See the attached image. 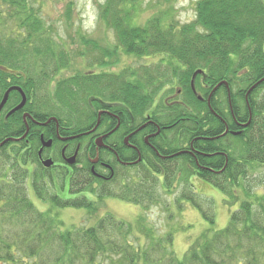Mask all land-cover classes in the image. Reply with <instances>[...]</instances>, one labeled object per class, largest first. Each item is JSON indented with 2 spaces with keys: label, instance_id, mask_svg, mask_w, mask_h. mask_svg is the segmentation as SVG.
Masks as SVG:
<instances>
[{
  "label": "trees",
  "instance_id": "trees-1",
  "mask_svg": "<svg viewBox=\"0 0 264 264\" xmlns=\"http://www.w3.org/2000/svg\"><path fill=\"white\" fill-rule=\"evenodd\" d=\"M37 1L0 0V66L15 71L12 80L27 84L28 93L42 99L38 113L58 116L62 136L81 135L74 148L90 139L82 136L85 132L98 126L96 130L106 133L117 126L107 115L96 125L102 109L114 113L127 108L136 127L153 122L147 126L150 133L167 125L171 131L151 140L155 150L141 142L146 162L136 172L140 182L133 188L123 184L127 168H120L109 182L84 171L70 181L67 175L54 180L46 169L31 175L18 162L11 167L21 169L17 178L6 180L0 172V261L264 264V202L250 177L264 167V82L259 83L264 79V0H199L196 21L180 29L167 23L168 12L142 26L133 18L137 0H106L100 17L115 31L125 56L158 58V63L137 73L88 72L55 84V76L70 66V54L45 28ZM80 41L87 47L81 55L93 58L89 66L117 62L116 48L104 50L83 37ZM39 60L51 69L36 76ZM223 82L228 86L216 89ZM239 124H247L240 135L226 134L227 127L238 132ZM54 126L45 140H57ZM38 147L32 148L35 155ZM81 162L91 165L86 157ZM193 177L219 190L226 205L239 204L225 229L215 231L214 216L197 203ZM143 188L151 189L148 198L156 202L155 194L164 189L180 210L191 204L210 222L212 228L189 245L183 258L173 247L175 231L158 236L142 216L128 223L108 213L93 225L72 228L62 221V210L82 209L91 217L108 198L145 207L137 193ZM30 192L47 210L39 211Z\"/></svg>",
  "mask_w": 264,
  "mask_h": 264
},
{
  "label": "rangeland",
  "instance_id": "rangeland-1",
  "mask_svg": "<svg viewBox=\"0 0 264 264\" xmlns=\"http://www.w3.org/2000/svg\"><path fill=\"white\" fill-rule=\"evenodd\" d=\"M198 1L137 0L136 16L133 18L137 24L143 26L153 16H160L168 12L167 23H173L180 29L182 25L192 24L196 21ZM105 2L106 0H38L36 2L37 7L41 10L45 28L52 33L55 42L70 54V66L55 76V80L53 79L54 84L62 79L88 72L120 74L123 70L130 69L137 73L143 66L148 67L158 63V58L136 59V57L125 56L116 39L115 31L100 17V8L103 7ZM81 37L95 41L104 50L114 51L116 48L117 62L112 65L89 66L93 58L81 55L86 53L87 50V47L80 41ZM40 63H43V61L39 60L38 64ZM50 69V65L42 64L41 66L40 64L34 75L43 74V72H48ZM6 171L3 167L0 169L2 177H5L6 180L10 177L17 178V174L22 173L20 168ZM136 172L138 171H128L129 177L123 180L126 189L133 188L140 182V179L135 175ZM31 175L34 174L31 173ZM250 177L251 180H254V192L264 202V167L253 171ZM193 184L196 193L199 195L197 203L215 218L214 230L225 229L230 222L232 213L239 208V204L236 206L226 205L223 194L203 180L198 181L195 178ZM175 192L177 196L180 195V185H177ZM137 193H139L138 196H141L145 207L116 198H108L102 205L98 206L97 211L91 217H89L87 211L82 209H64L61 211L62 221L65 222L66 228H72L93 225L97 219H103L108 213L114 215L117 220L128 223H135L138 216H142L146 218L150 227H154L158 236H165L170 231H175V244L173 247L180 259L183 258L190 247L189 245L200 234L212 228L199 208L186 203L183 210H180L179 206L175 204L174 197L167 195L164 189L158 190V194H155L157 202L148 198L151 195L150 188H143ZM29 196L39 211L47 210V205L41 203L34 193L30 192ZM240 197L244 199L241 194ZM0 264L4 263L0 261Z\"/></svg>",
  "mask_w": 264,
  "mask_h": 264
},
{
  "label": "flooded vegetation",
  "instance_id": "flooded-vegetation-1",
  "mask_svg": "<svg viewBox=\"0 0 264 264\" xmlns=\"http://www.w3.org/2000/svg\"><path fill=\"white\" fill-rule=\"evenodd\" d=\"M0 72H3L0 74V164H2L0 169L3 167L5 172L11 170L15 162H18L21 169L26 170L29 174L42 172V169H46V171H50L54 180L59 175H67L65 178L70 181L67 178L84 171L102 182H109L117 172L119 173L120 168L138 171L141 164L146 162L141 150L143 149V144H141L143 140L149 149L155 150L151 140L157 139L158 136L165 137L167 132L171 131L169 129L171 125H167L163 127L164 130L160 128L157 133H150L147 126L150 123L153 125V122L136 127L133 114L127 108L114 113L102 109L97 111L96 125L99 118L101 123L103 116L107 115L118 123L117 128H113L111 125V130L106 133L103 130H96L97 127L85 132L82 136L90 139L74 148L73 141L76 138H81V135L68 138L62 136L60 134L61 122L58 116L48 117L44 112L38 113L37 103L42 99L37 100L32 92L28 93L27 84L22 85L12 80L15 71L0 66ZM7 94V101L3 104ZM100 115L101 117H99ZM53 125L56 127L57 140L53 136L49 140H45V134ZM246 125L239 124L238 132L230 131L227 127L226 134L240 135L245 128L243 126ZM100 138L103 139L101 147L97 145ZM48 141H52L51 147L44 148L43 143ZM35 144H40L36 155L32 149ZM147 153L148 151H146ZM102 156H105V159ZM74 157L76 163L70 165L68 161ZM84 157L89 159L90 167L81 162ZM48 160H52L53 164L47 169L44 162Z\"/></svg>",
  "mask_w": 264,
  "mask_h": 264
},
{
  "label": "water",
  "instance_id": "water-1",
  "mask_svg": "<svg viewBox=\"0 0 264 264\" xmlns=\"http://www.w3.org/2000/svg\"><path fill=\"white\" fill-rule=\"evenodd\" d=\"M197 76V74L194 76V77H196ZM262 82H264V79H262L259 83H262ZM222 85H226V86H228V83H226V82H223V83H220L218 86H216V89L219 87V86H222ZM193 86H194V82H193ZM256 86H257V84L253 87V88H251V90L248 92V95L256 88ZM193 88V87H192ZM215 89V90H216ZM214 90V91H215ZM194 92L196 93V91H195V88H194ZM7 97H8V94L6 95V98L4 99V102H3V104L7 101ZM201 100H202V98H200ZM22 107V105L20 106V108ZM99 117H101V115L99 116ZM98 123H100V118H99V121H98ZM99 125V124H98ZM98 127V126H97ZM89 134V133H88ZM103 142V139L102 138H100V140H98V142H97V145L98 146H102V143ZM51 145H52V141H48V142H44L43 143V147L44 148H48V147H51ZM68 163L70 164V165H73V164H75L76 162H75V157L74 158H72V159H70L69 161H68ZM52 164H53V161L52 160H48V161H45L44 162V166L45 167H47V169L48 168H50L51 166H52Z\"/></svg>",
  "mask_w": 264,
  "mask_h": 264
}]
</instances>
